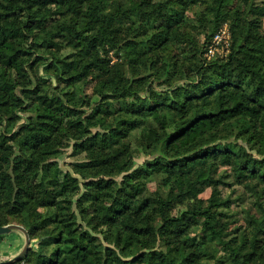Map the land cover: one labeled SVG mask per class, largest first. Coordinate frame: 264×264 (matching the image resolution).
I'll use <instances>...</instances> for the list:
<instances>
[{"label": "trees", "instance_id": "trees-1", "mask_svg": "<svg viewBox=\"0 0 264 264\" xmlns=\"http://www.w3.org/2000/svg\"><path fill=\"white\" fill-rule=\"evenodd\" d=\"M263 19L264 0H0V225L30 236L6 264H264V219L199 196L224 167L264 215Z\"/></svg>", "mask_w": 264, "mask_h": 264}, {"label": "rangeland", "instance_id": "rangeland-1", "mask_svg": "<svg viewBox=\"0 0 264 264\" xmlns=\"http://www.w3.org/2000/svg\"><path fill=\"white\" fill-rule=\"evenodd\" d=\"M188 18H193V13L190 12L187 16ZM262 30L264 31V19L262 23ZM202 34H200V38H202ZM54 69L56 70L55 74L58 75H64L67 76L69 74H72L74 71L71 70V68L68 67L66 63H60L59 66L57 64L53 65ZM41 71V67H40ZM182 69L179 67V72L181 73ZM48 72V71H46ZM44 74V73H43ZM42 74V75H43ZM52 78V84H56L57 78L52 74H47ZM78 85H83L86 92H92L93 90L99 88L101 84V79H99L96 76V73H90L88 76L83 78L81 81L77 83ZM97 117H103V119L107 120L106 114H101ZM96 117V118H97ZM95 118V119H96ZM91 151L89 150L88 156L91 155ZM72 158L70 155H66L65 159L68 160ZM224 171V167H219L217 170H215L212 174L211 179L208 182V186L200 193L199 196L206 197L209 195L211 190L217 185L222 189L223 194H227L228 192L231 194L232 198H237V200L232 204V207L235 209V211L239 212L238 216L241 223H248L250 224H256L258 221L264 219V215L261 213H258L256 211V207L253 204V197L250 195L249 191L241 184L236 182L235 175L233 173H228L226 176L222 175ZM158 175H153L147 180V184L151 189H154L155 183L158 180ZM220 180V182H218ZM228 183V184H227ZM253 189L260 193L264 190L263 184H256L254 185ZM10 190H11V184L9 180H6L3 182L2 186V192L5 194V196H10ZM264 198V197H263ZM187 203L190 206H196L197 205V198H188ZM235 235H231L229 239L234 238Z\"/></svg>", "mask_w": 264, "mask_h": 264}, {"label": "crops", "instance_id": "crops-1", "mask_svg": "<svg viewBox=\"0 0 264 264\" xmlns=\"http://www.w3.org/2000/svg\"><path fill=\"white\" fill-rule=\"evenodd\" d=\"M24 243L23 234L19 230H12L3 235L0 241V260L9 259L17 254Z\"/></svg>", "mask_w": 264, "mask_h": 264}, {"label": "water", "instance_id": "water-1", "mask_svg": "<svg viewBox=\"0 0 264 264\" xmlns=\"http://www.w3.org/2000/svg\"><path fill=\"white\" fill-rule=\"evenodd\" d=\"M12 230H19L23 234V237H24L23 246L21 250L14 256H12L11 258L0 260V264H6V263L19 259L28 251L30 247V236L25 227L17 223H8V224L0 225V235L7 234Z\"/></svg>", "mask_w": 264, "mask_h": 264}, {"label": "built area", "instance_id": "built-area-1", "mask_svg": "<svg viewBox=\"0 0 264 264\" xmlns=\"http://www.w3.org/2000/svg\"><path fill=\"white\" fill-rule=\"evenodd\" d=\"M229 29L226 24H223L214 34L212 37V41L207 46L205 54L207 56L212 55L216 50H220L223 48H227L229 43Z\"/></svg>", "mask_w": 264, "mask_h": 264}]
</instances>
